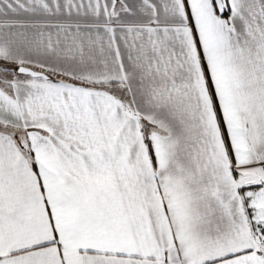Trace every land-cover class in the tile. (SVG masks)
Here are the masks:
<instances>
[{
    "label": "snow or ice",
    "instance_id": "6c2138e0",
    "mask_svg": "<svg viewBox=\"0 0 264 264\" xmlns=\"http://www.w3.org/2000/svg\"><path fill=\"white\" fill-rule=\"evenodd\" d=\"M0 264H264V0H0Z\"/></svg>",
    "mask_w": 264,
    "mask_h": 264
}]
</instances>
